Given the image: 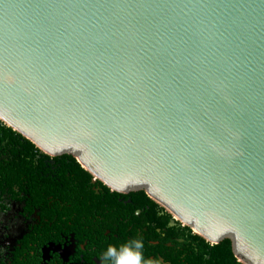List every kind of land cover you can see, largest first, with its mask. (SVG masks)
<instances>
[{
  "label": "water",
  "instance_id": "95a60500",
  "mask_svg": "<svg viewBox=\"0 0 264 264\" xmlns=\"http://www.w3.org/2000/svg\"><path fill=\"white\" fill-rule=\"evenodd\" d=\"M0 123L264 264V0H0Z\"/></svg>",
  "mask_w": 264,
  "mask_h": 264
},
{
  "label": "flooded vegetation",
  "instance_id": "af4514ba",
  "mask_svg": "<svg viewBox=\"0 0 264 264\" xmlns=\"http://www.w3.org/2000/svg\"><path fill=\"white\" fill-rule=\"evenodd\" d=\"M10 142L0 136V264H105L109 245L132 238L159 264H231L148 196L114 192L72 157Z\"/></svg>",
  "mask_w": 264,
  "mask_h": 264
},
{
  "label": "trees",
  "instance_id": "16d2710c",
  "mask_svg": "<svg viewBox=\"0 0 264 264\" xmlns=\"http://www.w3.org/2000/svg\"><path fill=\"white\" fill-rule=\"evenodd\" d=\"M1 135L4 136L5 138H8L11 141L10 143H11V145L13 147L20 146V147L24 148L25 151L28 152L29 155L30 154H33L32 152L35 151L34 150V148H35L34 145L29 140H27L26 138H23L20 134H18L17 132L13 131L9 127H6V125H3L2 123H0V136ZM63 158H65V157H63ZM69 159L71 160V157L70 156H68L67 159H64L62 161L69 160ZM76 165L81 170H83L80 167L79 163H76ZM85 173L88 175L87 172H85ZM88 176L91 177L90 174ZM137 194L143 195L145 198H147L146 194L143 191L129 193V195H131V196H135ZM146 200L149 202V199H146ZM196 239L199 240V241H201V242H204V244L206 245V248L216 250V252L218 253V255L220 254V257L221 258H227V259H229L231 264H242L241 262H238L236 260V258L234 257V255L232 253V250H231V243H230V240L229 239H224L220 243L213 244V245H211L208 242H206L200 236H196ZM218 255H216V256H218Z\"/></svg>",
  "mask_w": 264,
  "mask_h": 264
},
{
  "label": "clouds",
  "instance_id": "9594fccd",
  "mask_svg": "<svg viewBox=\"0 0 264 264\" xmlns=\"http://www.w3.org/2000/svg\"><path fill=\"white\" fill-rule=\"evenodd\" d=\"M142 239L132 238L119 247L109 245L102 259L105 264H159V261L145 260Z\"/></svg>",
  "mask_w": 264,
  "mask_h": 264
}]
</instances>
